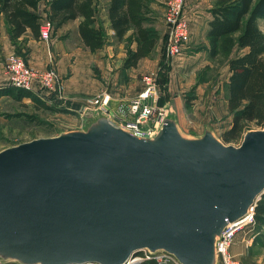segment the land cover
Returning <instances> with one entry per match:
<instances>
[{
    "label": "water",
    "instance_id": "95a60500",
    "mask_svg": "<svg viewBox=\"0 0 264 264\" xmlns=\"http://www.w3.org/2000/svg\"><path fill=\"white\" fill-rule=\"evenodd\" d=\"M89 112L84 129L0 150V262L131 264L148 249L217 264L216 238L264 193V126L235 146L185 137L167 113L139 137Z\"/></svg>",
    "mask_w": 264,
    "mask_h": 264
},
{
    "label": "rangeland",
    "instance_id": "374dc122",
    "mask_svg": "<svg viewBox=\"0 0 264 264\" xmlns=\"http://www.w3.org/2000/svg\"><path fill=\"white\" fill-rule=\"evenodd\" d=\"M195 6L200 0H186ZM167 0H154L150 6L152 10V21L149 27L157 33V43L147 56V67L133 72L132 75H114L119 70L118 58L122 52L127 53L131 45L135 46L132 41V31L126 34L121 41H117L112 35L107 33L105 25V7L107 0H94L96 14V25L101 28L105 34L106 40L103 46L110 48L111 57L114 59L111 69V76L102 77L101 70L96 67L95 63L91 64V77L99 79L103 84H110L111 89H104L110 95L108 103L104 106L107 112L119 120H133L135 116L130 113L128 102L129 99L137 95L142 88V77L146 73L156 75V85L158 94L156 97V106L163 108L171 117H176V123L179 132L188 138L201 136L205 129L212 131L214 136L225 144L238 146L241 143L244 133L230 141H225L223 132L230 127L232 115L227 108V83L229 70L227 67V56L218 55L214 58L208 56V42L206 32H204L205 21L209 16L206 12L214 0H202V7H196V13L200 16V22L195 26L192 39L188 38L181 54L167 56L165 53V26L163 23V12ZM46 8V0H39V9ZM44 16V13H41ZM45 16H48L46 12ZM78 23V19L76 21ZM76 22H70L67 29L60 33V42H65L79 51H85L87 48L80 40L77 33ZM259 28L264 32V19L258 20ZM4 30L6 31V27ZM58 27L52 25L50 37L44 41L52 47L51 37L57 31ZM164 31V34H163ZM10 38V37H9ZM41 40L40 38H38ZM42 41V40H41ZM11 48L1 54L2 69L5 80L0 86L10 85L8 74L4 69L5 57L9 53L20 55L25 62L28 52L26 40L18 39L12 43ZM133 49V48H132ZM245 50H234L231 56L241 54ZM45 69H54L46 67ZM104 84V85H106ZM124 85L130 98L118 101L112 105L113 92L119 90V85ZM122 86V88H125ZM121 88V89H122ZM98 94V92L96 93ZM96 94L86 96L87 100L81 105L73 106V99L54 98L47 99L46 102L63 111L46 109L35 104L29 98L15 100L8 96L0 98V150L17 145L22 142L30 141L35 138L51 137L58 135L60 132L84 129L92 118L89 110H85L89 104V99ZM126 97V96H125ZM123 98V97H122ZM85 107V108H84ZM247 129H261L262 127L254 122L247 123ZM238 241V251L232 255L239 259L240 264H264V229L257 228L256 224L245 228L239 232L234 241ZM233 241V242H234ZM230 251V248H229ZM3 264H19L17 261L8 260L1 262ZM171 264H176L172 262Z\"/></svg>",
    "mask_w": 264,
    "mask_h": 264
},
{
    "label": "trees",
    "instance_id": "16d2710c",
    "mask_svg": "<svg viewBox=\"0 0 264 264\" xmlns=\"http://www.w3.org/2000/svg\"><path fill=\"white\" fill-rule=\"evenodd\" d=\"M154 0H108L106 13L113 37L121 41L129 30L135 48H129L122 67H136L138 61L150 55L157 43V33L149 27L152 21L150 4ZM39 0H0V14L6 31L15 43L24 39L27 31L39 38L41 13ZM48 18L56 27L78 19L79 36L91 52L105 44V34L96 25L94 0H48ZM206 39L208 56H227L229 77L227 83V108L232 115L231 124L223 132L225 141L240 137L247 123L264 126V32L258 20L264 19V0H214L209 9ZM23 37V38H22ZM234 50H245L230 55ZM15 100L29 98L42 108L63 111L54 107L31 90L11 85L0 86V98ZM4 115L0 113V117ZM255 224L264 229V193L254 206ZM131 264H157L153 258Z\"/></svg>",
    "mask_w": 264,
    "mask_h": 264
},
{
    "label": "built area",
    "instance_id": "2783aa9c",
    "mask_svg": "<svg viewBox=\"0 0 264 264\" xmlns=\"http://www.w3.org/2000/svg\"><path fill=\"white\" fill-rule=\"evenodd\" d=\"M186 0H167L163 12L165 25V53L167 56L181 54L185 43L189 38V25L185 13ZM42 15V14H41ZM52 23L48 16H41L39 25V38L46 41L50 37ZM4 69L8 74V82L11 86L25 88L39 95L44 100L60 98L59 77L53 69H36L30 66L18 54L9 53L5 57ZM156 75L146 73L142 77V88L139 93L129 99L128 107L133 120L125 121L116 119L112 112H107L104 106L108 103L110 95L105 90H100L85 110L97 111L108 118L115 120L119 126L139 137H153L161 128L166 114L163 108L156 106L158 89ZM254 206L247 213L234 221L228 222L215 241V253L217 264H240L238 258L233 256L229 248L234 238L245 228L255 224ZM153 258L157 264H180L176 257L164 250L154 252L142 249L131 257L127 263H135L140 260ZM0 264H3L0 262Z\"/></svg>",
    "mask_w": 264,
    "mask_h": 264
},
{
    "label": "crops",
    "instance_id": "0c3cea01",
    "mask_svg": "<svg viewBox=\"0 0 264 264\" xmlns=\"http://www.w3.org/2000/svg\"><path fill=\"white\" fill-rule=\"evenodd\" d=\"M47 3L48 0H46V8L45 9L42 8V10L39 9V3H38V11L40 13H44V14H46V12L48 13ZM195 6L202 7V0L197 2ZM195 6L192 5L190 2L189 4H187L186 1L185 13L189 25V39L190 38L192 39L195 26L198 25L200 22V16L198 13H196L198 9L195 10ZM211 7L212 5H210L208 8L206 7L207 9L206 12L208 13L209 16L205 21L204 32L207 31L208 21L211 19V15L209 13V9ZM105 18H106L105 25L107 27V33L113 36V30L109 27V21L107 18L106 9H105ZM76 21L77 19L71 22L75 23ZM69 23L63 25L62 27H58L55 34L52 35L50 40L53 43L52 47L48 46L49 44L47 45L43 40L41 41L39 39H35L31 35L30 31H27L23 37L26 39V46L28 47V52L26 56L27 63L36 69H45L46 67H53L54 69H56V72L59 77L60 99H66V98L73 99V102L71 104L73 106H76V105H81L83 101L87 100L86 96L96 94L100 90L111 89L110 84H106L105 82L104 84L106 85H104L99 79H95L91 77V73H92L91 64L93 63L94 65L95 63L96 67H98L101 70L102 77L108 78L109 76L112 75L110 72L112 69V64L114 59H112L111 57L112 54L110 53V48L106 46H103L102 48L97 49L94 52L88 50L87 47H86L87 50L79 51L78 49L72 47L68 43L62 41L60 42L59 35L61 31H63V29L68 28ZM77 25L78 23L76 22V28ZM3 26H5V24L3 17L0 14V55L1 54L3 55V53L5 54V51L9 50V48L12 47L10 44L9 35L7 31L4 30ZM131 47L133 49L135 48V46L133 45H131ZM125 56H126L125 52H122L120 54V57L118 58V62H117L119 70H117V73L114 75V78L117 77V74H121V76L124 74L132 75L134 74L133 72L147 67V57H143L138 61L136 67L123 68L122 62ZM2 73H3V69H2V61L0 56V84L6 79V77H4ZM3 83H7V81ZM122 86L125 87L124 85L120 84L118 88L119 90H117V92L112 93V96L115 97L114 99H112V105H115L118 101L122 99L125 100L127 98L128 95L127 94L124 95V93L127 92L128 90L126 89V87L122 88ZM128 98L130 97L128 96ZM173 118L176 120L175 116H173ZM92 119L93 118H90L89 122ZM238 248H239L238 241L235 240L230 246V252L233 254L234 252L238 251Z\"/></svg>",
    "mask_w": 264,
    "mask_h": 264
}]
</instances>
